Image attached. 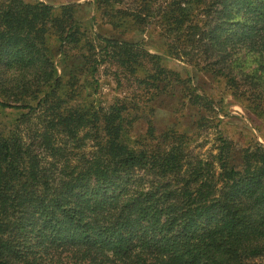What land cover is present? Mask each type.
Masks as SVG:
<instances>
[{
    "label": "trees",
    "instance_id": "trees-1",
    "mask_svg": "<svg viewBox=\"0 0 264 264\" xmlns=\"http://www.w3.org/2000/svg\"><path fill=\"white\" fill-rule=\"evenodd\" d=\"M93 3L110 36L78 21V3L0 0V109L21 111L0 131V264H264V147L218 135L203 159L156 127V98L217 103L131 41L156 31L168 57L263 118L264 0ZM54 51L77 74L59 78ZM104 65L125 96L81 103L78 76Z\"/></svg>",
    "mask_w": 264,
    "mask_h": 264
},
{
    "label": "rangeland",
    "instance_id": "rangeland-1",
    "mask_svg": "<svg viewBox=\"0 0 264 264\" xmlns=\"http://www.w3.org/2000/svg\"><path fill=\"white\" fill-rule=\"evenodd\" d=\"M26 2H42L53 7L78 3L80 10L76 17L87 29H93L104 36L111 33L103 26H93L91 18L98 15L93 0H24ZM133 42L140 41L141 45L150 53L161 57L162 63L167 68L178 72L182 77H190L194 84L207 95L213 98L215 107L207 114L200 112L197 108L182 107L179 98L167 99L156 98L150 105L154 109L153 122L160 129H172L179 134L189 138L187 145L189 151L203 159L216 153V138L218 135L229 139L237 147L244 148L254 145L264 147V117H258L251 112L244 110L231 96L227 94L223 83L215 79L207 70L194 68L190 62L176 60L166 55L162 46V39L156 31L133 37ZM54 62L57 75L64 81L72 73L77 74L80 64H71L64 60L54 51ZM113 66L104 65L99 68L93 79L88 75H79L78 85L83 87L80 98L76 99L83 104L92 103L101 108H107L117 98L125 96V92L119 91L110 73L114 71ZM71 73V74H70ZM96 83L98 84L95 90ZM96 91L95 93H93ZM179 100V101H178ZM21 111L0 109V131L8 133L13 122ZM203 119V122L199 123ZM199 121V122H198ZM199 124V126H198ZM146 128L145 122L139 121L133 129L134 136H140ZM133 176L141 177L142 173L137 172Z\"/></svg>",
    "mask_w": 264,
    "mask_h": 264
}]
</instances>
